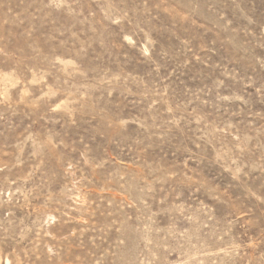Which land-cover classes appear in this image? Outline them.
Instances as JSON below:
<instances>
[{
  "label": "rangeland",
  "instance_id": "374dc122",
  "mask_svg": "<svg viewBox=\"0 0 264 264\" xmlns=\"http://www.w3.org/2000/svg\"><path fill=\"white\" fill-rule=\"evenodd\" d=\"M0 264H264V0H0Z\"/></svg>",
  "mask_w": 264,
  "mask_h": 264
}]
</instances>
